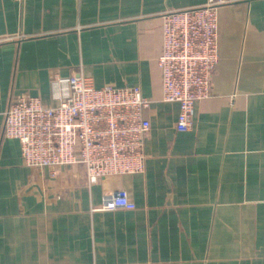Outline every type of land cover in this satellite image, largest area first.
I'll return each instance as SVG.
<instances>
[{"label":"crops","instance_id":"crops-1","mask_svg":"<svg viewBox=\"0 0 264 264\" xmlns=\"http://www.w3.org/2000/svg\"><path fill=\"white\" fill-rule=\"evenodd\" d=\"M208 0H0V264H264V0L219 8L210 97L178 131L162 100V15ZM140 86L145 169L90 184L82 165L24 164L4 113L55 104L50 80ZM124 189L135 209L95 210Z\"/></svg>","mask_w":264,"mask_h":264},{"label":"built area","instance_id":"built-area-1","mask_svg":"<svg viewBox=\"0 0 264 264\" xmlns=\"http://www.w3.org/2000/svg\"><path fill=\"white\" fill-rule=\"evenodd\" d=\"M226 0H208L162 15L163 45L157 59L162 100L180 106L176 128L192 127L195 104L210 97L219 60V8ZM55 104L37 96H20L6 109L4 134L20 143L24 164L49 167L82 165L90 184L112 175L145 169V138L151 129L144 117L151 99L140 86L96 87L77 73L50 80ZM124 189L104 195L95 210L135 209Z\"/></svg>","mask_w":264,"mask_h":264}]
</instances>
